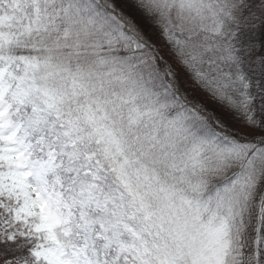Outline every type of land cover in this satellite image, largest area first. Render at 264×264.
I'll return each instance as SVG.
<instances>
[{"label":"snow or ice","instance_id":"6c2138e0","mask_svg":"<svg viewBox=\"0 0 264 264\" xmlns=\"http://www.w3.org/2000/svg\"><path fill=\"white\" fill-rule=\"evenodd\" d=\"M0 264H264V0H0Z\"/></svg>","mask_w":264,"mask_h":264}]
</instances>
